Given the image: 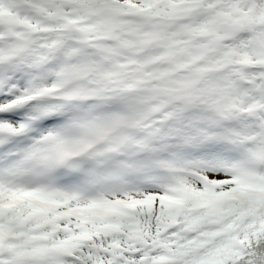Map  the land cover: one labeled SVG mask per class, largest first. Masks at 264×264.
Here are the masks:
<instances>
[{
  "label": "snow or ice",
  "instance_id": "obj_1",
  "mask_svg": "<svg viewBox=\"0 0 264 264\" xmlns=\"http://www.w3.org/2000/svg\"><path fill=\"white\" fill-rule=\"evenodd\" d=\"M0 264H264V0H0Z\"/></svg>",
  "mask_w": 264,
  "mask_h": 264
}]
</instances>
